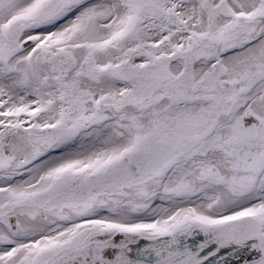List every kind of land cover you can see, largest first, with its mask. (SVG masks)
I'll list each match as a JSON object with an SVG mask.
<instances>
[{
    "label": "snow or ice",
    "instance_id": "snow-or-ice-1",
    "mask_svg": "<svg viewBox=\"0 0 264 264\" xmlns=\"http://www.w3.org/2000/svg\"><path fill=\"white\" fill-rule=\"evenodd\" d=\"M0 264H264V0H0Z\"/></svg>",
    "mask_w": 264,
    "mask_h": 264
}]
</instances>
